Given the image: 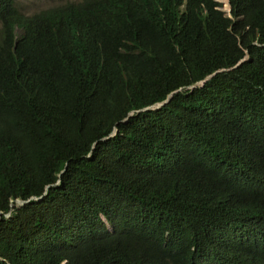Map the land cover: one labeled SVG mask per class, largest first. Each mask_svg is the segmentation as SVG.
<instances>
[{
  "label": "trees",
  "instance_id": "trees-1",
  "mask_svg": "<svg viewBox=\"0 0 264 264\" xmlns=\"http://www.w3.org/2000/svg\"><path fill=\"white\" fill-rule=\"evenodd\" d=\"M228 5L0 0V264H264V0Z\"/></svg>",
  "mask_w": 264,
  "mask_h": 264
},
{
  "label": "rangeland",
  "instance_id": "rangeland-1",
  "mask_svg": "<svg viewBox=\"0 0 264 264\" xmlns=\"http://www.w3.org/2000/svg\"><path fill=\"white\" fill-rule=\"evenodd\" d=\"M16 7L26 16L36 14L40 11L64 5L70 2H78L79 0H14ZM221 3V10L229 14L228 0H216ZM1 28V26H0ZM21 204V203H17Z\"/></svg>",
  "mask_w": 264,
  "mask_h": 264
},
{
  "label": "water",
  "instance_id": "water-1",
  "mask_svg": "<svg viewBox=\"0 0 264 264\" xmlns=\"http://www.w3.org/2000/svg\"><path fill=\"white\" fill-rule=\"evenodd\" d=\"M228 12H230V8H229ZM208 78H210V77H208ZM159 106H162V104L161 105H156V107H159Z\"/></svg>",
  "mask_w": 264,
  "mask_h": 264
}]
</instances>
